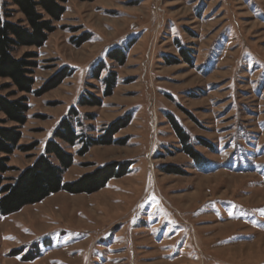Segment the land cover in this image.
<instances>
[{
    "label": "rangeland",
    "instance_id": "obj_1",
    "mask_svg": "<svg viewBox=\"0 0 264 264\" xmlns=\"http://www.w3.org/2000/svg\"><path fill=\"white\" fill-rule=\"evenodd\" d=\"M2 2L10 21H24ZM64 6L46 44L14 56L37 54L34 92L63 69L67 76L37 96L0 77V95L30 106L6 184L44 153L73 108L74 129L88 140L58 141L73 156L63 183L106 165L126 172L96 193L62 191L1 218L0 264H264V0ZM117 126L114 144L81 154Z\"/></svg>",
    "mask_w": 264,
    "mask_h": 264
},
{
    "label": "trees",
    "instance_id": "obj_2",
    "mask_svg": "<svg viewBox=\"0 0 264 264\" xmlns=\"http://www.w3.org/2000/svg\"><path fill=\"white\" fill-rule=\"evenodd\" d=\"M67 0H11V4L18 8V12L25 17L24 21H10L11 13L7 9V3L0 0V77L9 79L11 85L16 87L18 93L41 95L53 89L60 80L67 76L66 72L55 84L47 85L42 91L34 92V80L31 77L34 69L38 67L35 61L36 53L29 52L22 58L14 56L17 48L36 47L42 48L48 41L49 35L56 31L53 26L66 13L64 4ZM82 2H94L96 0H80ZM43 12V13H42ZM48 16L50 19H46ZM81 40L80 43H83ZM123 61L124 59H120ZM67 72L69 68H66ZM116 76L106 80L107 89L105 95L111 96L115 88ZM27 98L11 100L10 97L0 95V114H4L7 121L13 122L15 126H4L5 122L0 120V219L19 213L27 206L39 204L51 195L66 191L71 194H93L104 188L107 182L114 177H121L126 169L122 165H106L95 170L91 174L81 177L72 183H63L64 173L72 167L73 156L69 154L60 144L59 140L75 146L78 141H84L78 136L74 129L72 116H78V111L73 108L71 116L63 119L53 134V139L47 142L44 153L27 169L21 171L17 178L6 184V174L12 168L9 166V156L19 149V142L22 138L21 127L27 122L26 114L30 110ZM91 106H98L99 103H89ZM116 126V125H115ZM177 134L182 137L186 145V153L194 160H200V154L187 146L188 138L182 129L173 121ZM118 126L112 127L105 132L100 141L90 140L84 143L81 154L84 155L88 149L96 145L114 144L113 136L118 132ZM121 129V128H120ZM24 152L30 148H22ZM55 157L57 163L51 158ZM113 176V177H112Z\"/></svg>",
    "mask_w": 264,
    "mask_h": 264
}]
</instances>
